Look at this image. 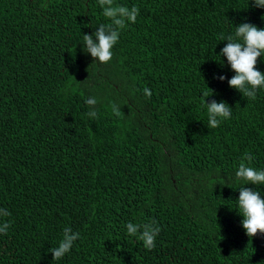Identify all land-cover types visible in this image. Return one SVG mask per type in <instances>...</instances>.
<instances>
[{
    "label": "trees",
    "instance_id": "obj_1",
    "mask_svg": "<svg viewBox=\"0 0 264 264\" xmlns=\"http://www.w3.org/2000/svg\"><path fill=\"white\" fill-rule=\"evenodd\" d=\"M114 4L140 14L102 64L83 41L108 22L99 0H0V209L10 213L0 223H11L0 264H264V235L249 238L236 211L241 187L264 198V184L235 175L245 152L264 170V88L255 100L232 89L219 56L221 34L242 22L264 29V8ZM256 68L264 74V57ZM208 88L207 104L233 109L217 128ZM151 220L161 231L148 250L126 225ZM66 227L80 239L53 260Z\"/></svg>",
    "mask_w": 264,
    "mask_h": 264
},
{
    "label": "clouds",
    "instance_id": "obj_2",
    "mask_svg": "<svg viewBox=\"0 0 264 264\" xmlns=\"http://www.w3.org/2000/svg\"><path fill=\"white\" fill-rule=\"evenodd\" d=\"M99 4L102 14L108 22L100 24L96 28L98 30L94 31L92 35H83V41L86 54L90 53L93 60L104 64L112 60V49L118 43L121 31L128 24H134L140 13L136 6L129 8L115 5L114 0H99ZM252 4L256 8H264V0H252ZM219 39L227 42L219 56L226 57L231 70L235 72L228 82L229 86L244 97L255 100L257 90L264 88V74L256 68L257 60L264 57V29L251 23L242 22L235 27L233 34L227 37L221 34ZM218 79L223 81L225 77L219 76ZM143 92L149 98L152 95L149 88H144ZM202 94L203 102L207 106L208 127L217 128L222 121L231 117L233 109L224 101L207 104V98L214 95L209 88ZM85 103L94 106L97 101L95 98L89 97ZM111 111L117 117L121 115V110L116 104L111 105ZM87 115L96 118L97 112L90 107ZM254 159L255 157L251 153L245 152L235 175L238 179L251 185L264 184V170H257L251 166ZM237 201L238 210L236 211L243 218L241 225L246 235L249 238L255 237L258 233L264 235V198L261 197L260 192L252 187H241ZM9 215L7 209H0V216ZM10 226L11 223L7 221L0 223V234H7ZM126 228L128 234L137 236L146 249L155 248L156 238L161 231L155 220L142 224L129 222ZM79 239V232H73L71 227L64 228L58 247L49 249L53 260L58 261L63 258Z\"/></svg>",
    "mask_w": 264,
    "mask_h": 264
}]
</instances>
